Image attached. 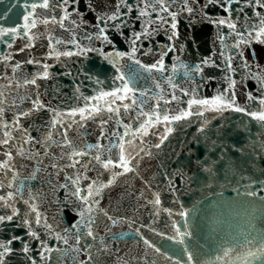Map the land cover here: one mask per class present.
I'll list each match as a JSON object with an SVG mask.
<instances>
[{
  "label": "water",
  "instance_id": "1",
  "mask_svg": "<svg viewBox=\"0 0 264 264\" xmlns=\"http://www.w3.org/2000/svg\"><path fill=\"white\" fill-rule=\"evenodd\" d=\"M33 2L34 0H0V28L22 25L23 16L28 11L27 5ZM53 2L63 4V0ZM117 3L118 0H69L64 7L72 15L65 21V26L71 31H65L59 25H40V39L33 41V47L24 52H19L28 42L22 36V29L15 40L11 36L0 37V57L12 54V59L7 61V67L0 64V88L8 84L9 79L12 80V86L3 89L7 98L4 107L7 109L8 122H11L14 115L32 107L28 97L35 99L37 92L48 107L62 112L85 107L84 97L89 98L88 106L91 107V97L98 95L100 91H112L120 86L121 82L114 80L120 74L136 90L133 96L138 101V105L130 108L127 113L122 107L119 116L104 111L94 120L80 121L83 127L74 124L68 130V137L75 146L89 152L85 157H74L81 160L76 168L64 167L69 161L66 158L59 159L61 149L55 145L49 148L47 157L43 155L44 149L41 145L36 143L25 147L29 152L39 151L40 156L30 159L16 156L18 147L23 143L22 138L16 139L21 137L19 132L13 133L14 140L9 145L0 148V153L12 151L14 171L17 173L12 189L6 187L12 173H0V181L5 184L4 188H0V194L20 188V193L13 201L19 215L13 221L0 223V242H7L13 236L21 237V240L14 241L11 245L15 253L6 258L7 264H31L28 257L20 251L23 243H28L29 255L37 264H77L78 260H86L84 254L73 253L67 245L57 241L54 234L42 227H36L34 214L27 217L24 215L28 207L23 201L29 199L31 192L39 211L52 225L54 233L63 234L64 229H70L79 219L76 212L81 207L76 197L71 195L76 190L71 179L80 176L78 186L81 190H86L93 181H97V186L100 183L106 184L113 179L114 173L123 171L122 168L115 167L105 171L93 157L99 154L102 161L106 162L111 158L114 163L118 162L120 150L114 145L121 143L120 137L125 132L124 125L130 126L129 135L124 136V141L131 140L132 144L125 143L124 147L126 154L130 153L134 157L131 159L134 171L115 177V182L109 188L103 189L97 197L100 201L99 207L119 222L113 226L111 221L99 216L95 230L107 242L110 255H102L93 249V264H124L125 261L127 264H176V261L187 264L185 248L193 255L194 264H223L215 258L225 249L231 252L226 258L230 264H241L240 258L249 251L256 252L264 244V126L241 112H206L203 117L192 116L187 121L173 122L170 125L173 131L168 134L160 148L155 145L160 143L161 136L165 134L164 123L148 127L147 135L135 133V130L147 119L138 115L141 109L151 112L160 96L171 100V95L175 94L179 98L180 103L172 101L168 105L160 101L161 113L168 109L169 115H174L179 109L187 108L186 101L190 96H184L182 90L191 92L195 88L200 98H211L228 88L225 75L236 81L233 91L237 105L246 107L248 111L258 110L259 104L250 101L248 95L251 93L259 98L264 92L260 86V80H264V44L252 39L250 47L241 45L239 49L232 48L236 37L229 35L230 30L226 26L214 25L208 19L231 15L238 30L247 36L245 29L251 31L249 25L259 24L255 12L264 17V8L249 4L248 0H232L231 3L228 0H195L192 3L190 0L189 6L194 8V14L190 17L183 11L178 16L179 42L175 45L176 50L164 58L169 69L174 63L177 64L176 73L168 71L149 75L127 59L119 62L120 73H117L109 61L97 51L61 57L59 60L46 59L50 50L49 39L57 51H79L70 43L75 37L85 49H99L105 54L114 51L129 52L133 32L142 31L141 22L149 18L156 19V13L151 8H146L150 17L137 18L139 8L144 7L138 0H125L126 4L133 6V11L127 13V8L121 6V13L127 14L121 15L119 20L109 22L105 35L111 43L86 38L95 37L99 31L95 27L97 18L105 14L111 15L115 12ZM170 3L171 11H180L182 0H170ZM225 7L229 8V12L224 11ZM64 14L60 7L46 13L49 19L53 16L59 19ZM73 20L75 24L70 22ZM117 24L120 25L119 28L114 27ZM166 27L168 25H164ZM219 36L225 37L223 43ZM57 39L65 43L55 44ZM9 43L11 48L8 47ZM169 43L171 42L167 40L163 28H160L154 38L142 39L137 43L140 49L136 54L137 58L144 64H152L159 59L160 46ZM181 45H184L183 51H180ZM149 48L154 54L144 55ZM221 49L224 56L220 55ZM240 51L243 56L239 55ZM207 57H212L217 66H203L202 75L192 73L191 76H185V70L179 67L180 63L194 66ZM228 57H233L231 64L234 72L227 71L226 65L222 63ZM29 59L49 64L50 78L38 80V89L32 85L17 88L16 83L23 85L25 77L31 79L33 73L43 72L42 67L26 64L25 61ZM245 61L247 68L244 67ZM17 62L21 64V68L13 74L11 69ZM168 76H172V83L178 86L176 89L167 82ZM97 80L101 83H96ZM21 97L24 99L21 100ZM124 103L130 104L131 101L125 100ZM119 104L117 101V105ZM110 115L111 120L108 119ZM50 119L49 112L41 111L33 114L31 118H22L21 124L32 137L43 141L49 132ZM76 119L79 120V117ZM102 121L107 123L102 124ZM201 128L203 131H200ZM63 131L64 128L58 126L53 131V139L62 142L60 133ZM98 142L102 146L100 149H88V145H96ZM3 158L0 155V159ZM53 163L58 168L51 167ZM83 164H88V169ZM59 168L64 170L59 171ZM66 176L70 179H65ZM85 176L87 179H84ZM249 192L255 195H248ZM154 193L160 195L159 206L149 203L154 201ZM3 215H11V208L0 207V216ZM24 219L33 221L32 228L49 247L64 249L67 254L64 251H53L50 260L41 259L40 241L27 236L28 228L23 224ZM177 229L189 233L183 238L182 245L175 242V239H179ZM145 239L153 246L146 245ZM69 244H74V236L70 237ZM250 264H264V257L251 260Z\"/></svg>",
  "mask_w": 264,
  "mask_h": 264
},
{
  "label": "snow or ice",
  "instance_id": "2",
  "mask_svg": "<svg viewBox=\"0 0 264 264\" xmlns=\"http://www.w3.org/2000/svg\"><path fill=\"white\" fill-rule=\"evenodd\" d=\"M73 2H75V0H73ZM138 2L144 4V7L139 8L137 14L138 19L143 17H150V13L146 11V8H151L152 12L156 13V19L149 18L141 22L142 31L139 33L133 32L132 37L130 38L131 49L129 52L114 51L112 53L105 54L102 50L99 49H85L81 47V45L75 40V37H73L70 43L74 44V46L79 49V51H57L52 43V40L49 39L50 50L47 54L46 59L55 58L59 60L61 57L79 56L86 54V52L89 51H97L100 55L103 56L105 60L109 61V63L112 65V67L116 70L117 73H120L119 62L124 59L133 61L136 65L139 66L140 69H142L149 75H151L152 73L163 74L168 71L176 73L178 71L177 64L174 63L171 69H169L168 66H166L164 63V58L168 56L170 52L176 50L175 45L179 42L177 19L178 16L183 11H186L190 17L192 14H194V8L189 6L190 0H182V7L180 11L170 10V8L172 7L170 0H138ZM191 2L194 3L195 0H191ZM228 2L231 3L232 0H228ZM236 2H239V0H236ZM248 2L249 4L264 8V0H248ZM68 3L69 0H63V4H55L53 0H34L33 3L27 5L28 11L23 16L24 23L22 25L10 28H0V37L11 36L12 39L15 40L20 35L22 29V36L26 37L28 42L25 43V45L19 49V52H24L26 49H30L33 47V41L40 39L42 35L38 32L40 25H59V27L64 29L65 31H71L65 26V21H68L70 16L72 15V13H69L64 7ZM121 6L127 8V13H131L133 11V6L131 4H126L125 0H118V3L115 5V12H113L111 15L105 14L97 18V23L95 24V27L98 28L99 31L96 33L95 37L87 36L86 38L89 40L95 38L97 40H101L102 42L111 43V41H109L108 36L105 35V31L106 28L109 26V22L119 20L121 15L127 14L121 13ZM56 7H60L65 14L60 16L59 19H57L55 16L49 19L46 13L54 10ZM157 7L159 11H157ZM224 11L229 12V8L225 7ZM239 11L242 12L243 9H239ZM160 13H166L167 15L164 16ZM255 15L259 18V24L249 25L251 31L245 29V31L248 32L247 36H245L244 32L238 30L237 23L232 20L231 15L224 18H217L214 20L208 19V22L217 26H226L230 30L229 35L236 37L231 47L239 49L241 45L250 47L252 39H254L257 43L264 44V17H261V14L259 12H255ZM70 22L73 24L76 23L74 20ZM189 22H192L191 19L189 20ZM101 24H103L104 26L102 27ZM164 25H168V27L164 28ZM114 27L119 28L120 25L117 24L114 25ZM160 28H163L167 40L171 43L160 46V51L158 53L159 59H157L154 63L144 64L139 58H137L136 54L140 50L137 47V43L142 39L154 38V34L158 33ZM219 39L223 43L225 37L219 36ZM63 43H65L63 40L57 39L55 41V44ZM8 47L11 48L12 45L9 43ZM225 47H227V45H225ZM183 50L184 45H181L180 51ZM143 54L150 55L154 53L153 50L149 48ZM220 55L224 56L223 49H221ZM239 55L243 56V52L240 51ZM110 57L111 59H109ZM11 59V53L6 56L0 57V64H4L5 67H7V61ZM176 59L178 60L179 58ZM232 59L233 57H228L227 60L222 61V63L226 65V70L229 72L235 71V69L232 68ZM25 63L30 65L35 64L39 67H42L43 72L33 73L31 79L25 77L23 85L17 82L15 87L19 88L21 86L32 85L35 86L36 89H38L40 87V85L37 83L38 80H47L50 78V73L48 69L51 66L49 64H41L39 60L32 59L25 61ZM203 66L217 65H215L212 57L203 58L199 64H196L194 66L185 65L183 63H180L179 65L180 68H183L185 70V76H191L192 73L202 75ZM244 67H248L247 61H245ZM19 68H21V64L17 62L11 69L12 73L15 74L17 72V69ZM4 78L8 79L7 77ZM224 79L228 82V88L225 89L223 92L212 96L211 98H200L197 95V90L195 88H193L191 92L187 90H182L184 96H190V98L186 101L187 108L179 109L174 115H169L168 109H164L163 113H161L160 101L162 100L164 105H168L172 101L180 103L179 98L175 94L171 95V100L165 99L163 96H160L157 100L155 107L152 109L151 112H145L141 109L138 115L145 116L147 117V119H145L143 123L140 124V126L135 130V133L147 135L148 127H154L158 123H164L166 126L165 134L161 136L160 143L155 145L156 148H160L161 144H163L164 141L168 138V134L173 131L172 127L170 126L173 122L187 121L189 117L192 116L203 117L206 112L222 113L223 111L227 110L244 113L245 115L250 116L252 120L257 121L262 126H264V92L261 93V96L259 98L249 93L248 99L250 101L257 102L260 107L256 111H248L246 107H241L236 103V94L235 91H233L236 85V81L228 75H225ZM114 80H119L121 82L120 86L116 87L112 91H100L98 95L91 97V102H93L91 107L88 106L89 98L84 97L85 107L72 109L68 112H62L48 107L44 102H42L40 95L37 92L35 99H32V97H28V99L32 102V107L28 111H24L14 115L11 122H8L6 119L7 109L4 107L7 98L3 89L10 88L12 86V80L9 79L8 84H5L2 86V88H0V148L9 145L10 141L14 140L13 133L19 132L21 133V137H16V139L22 138L23 143L18 147L15 153L16 156H20L26 159H30L35 156H40L41 153L39 151L29 152V150L25 147L26 145L36 143L41 145V148L44 149L43 155L47 157L49 155V148L52 145H55L56 147H59L61 149V155L59 159L63 160L66 158L69 161V163L64 165V167L76 168L78 164H81V160L74 159V157H85L89 155V152L79 149L75 146L74 142L68 137V130L71 129L74 124H79L81 127H83V125L80 124V121H85L88 119L94 120L104 111L119 116L121 107L123 108L124 112L127 113L129 112L130 108L138 105V101L133 96L136 90L133 87H130V82L125 78V76L123 74L117 75L114 77ZM167 82L173 89H176L178 87L176 84L172 83V76L167 77ZM96 83H101V81L97 80ZM260 86L262 89H264V80H260ZM157 87H160V85L157 84ZM77 91H79V88H77ZM140 95H144V93H140ZM23 99L24 98L21 97V100ZM125 100H130L131 103H124ZM117 101L120 102L119 105H117ZM113 105L117 106L113 107ZM13 106H15V101H13ZM41 111H47L51 114V119L48 122L50 125L49 132L43 141L37 140L32 137L28 133V129L21 124L22 118H31L33 114L39 113ZM77 116L79 117V120L76 119ZM108 119L111 120L112 115H110ZM65 121H68L67 124H65ZM103 123H107V121H102V124ZM58 126L64 128L63 133H60V135H62L63 137L62 142H58L53 139V131L57 129ZM124 127L125 132L123 136L120 137L121 143L118 145H114V147H118L120 150L118 162L114 163L111 158H109L106 162L102 161L101 156L99 154L93 157V159L97 163H99L101 167L105 169V171H108L110 170V168L115 167L122 168V172L114 173L113 179L108 180L106 184L100 183L99 186H97V181H93L88 185L86 190H81L78 186L80 176H77L75 179H71L72 185L76 188L75 192H72L71 195L76 197V199L80 202L81 207L76 212L79 219H77L75 223L71 225L70 229H64L63 234L54 233L52 225L47 222V218L44 217L43 213L39 211V206L35 202V198L32 196L31 192H29V199L23 201V203L26 204L28 207V211L25 212L24 215L27 217L34 214V223L36 227H42L46 229L50 234H54L55 239L57 241H61L64 245H67L73 253H82L86 256V260H78L77 264H93V249H95L97 253H100L102 255H110V250L107 242L101 239L99 237V233L95 230L97 220L99 216L102 215L108 221H111V224L113 226L116 225L119 221L110 216L106 210L99 207L100 201L99 199H97V197L101 195L103 189L109 188L115 182V177L134 171V168L131 166V159H134V157H131L130 153L126 154V149L124 147L125 143L129 145L132 144L131 140L124 141V136L129 135L130 126L124 125ZM200 131H203V128H201ZM135 133H133V135H135ZM103 135L104 132L102 129L101 136ZM87 147L89 150H91L93 147H95L96 149H100L102 146L98 142L96 145H88ZM65 149H67L68 151H65ZM0 155L4 157L3 159H0V173L4 175L12 173L11 180H9L6 185L8 189H12L13 182L16 180L17 177V173L14 171L15 166L13 164L14 155L10 150H6L3 153H0ZM137 155H139V153H137ZM82 166L85 169H88V164H83ZM51 167L58 168V165L56 163H53ZM63 170L64 168H59V171ZM65 179L70 178L66 176ZM84 179H87V177L85 176ZM4 187L5 184L3 183V181H0V188ZM61 187H66V185H61ZM169 187H171V182L169 183ZM19 193L20 188L16 187L14 191H8L6 194H0V207L11 208V215L0 216V223H3L5 221H13V219L19 215V210L14 206L13 203V201H15L16 199L17 194ZM248 195H255V193L249 192ZM154 196V201H149V203H153L156 206H159L161 203L159 193H154ZM181 215L185 214L181 213ZM32 223L33 221H30L28 219L23 220V224L28 228V231L26 233L27 236L31 237L34 240L40 241L39 256L41 259L47 258L50 260L51 253L53 251H64L65 254H67L64 249H60L58 247H49L46 241L41 240L37 231L32 228ZM108 231L110 232V228L108 229ZM176 233L179 239H175L173 237H169V239H175L176 243L181 245L184 244L183 238L189 235V233L181 232L179 229L176 230ZM137 234H139V230H137ZM71 236H74V244L70 245L69 239ZM141 239H143V237H141ZM17 240H21V237L13 236L7 242H0V264H7L6 258L15 253V250L11 247V245L14 241ZM144 243L149 247L153 246L146 239L144 240ZM20 251H22L28 257V260L31 261V264H37V261L33 259L31 255H29L30 247L28 243H23V247ZM157 251H159V249H157ZM184 251L187 253V264H194V258L191 252H189L187 248H185ZM230 254V250L225 249L223 250L222 254L217 255L215 259L218 262H223V264H230V262L226 260V258L229 257ZM261 257H264V244H261V246L257 249L256 252L249 251L245 256L240 258V260L241 264H250L251 260L260 259ZM117 259L120 258L117 257ZM124 264H127V262L125 261ZM176 264H180V262L176 261Z\"/></svg>",
  "mask_w": 264,
  "mask_h": 264
}]
</instances>
